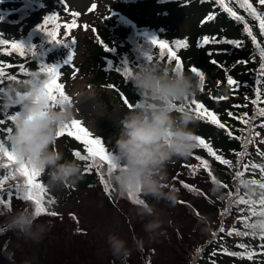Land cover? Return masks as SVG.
I'll list each match as a JSON object with an SVG mask.
<instances>
[{"label": "trees", "instance_id": "obj_1", "mask_svg": "<svg viewBox=\"0 0 264 264\" xmlns=\"http://www.w3.org/2000/svg\"><path fill=\"white\" fill-rule=\"evenodd\" d=\"M226 3L238 14L245 16V21L253 28L257 43L264 47V36L260 35L258 22L248 17L244 10L239 8L235 0H226ZM253 3L258 9L264 10V6L256 3L255 0H253ZM33 8L31 1L0 0V21H20ZM209 15H212L213 19L209 20ZM125 17L131 19L135 25H132ZM176 19L189 21L195 32L181 35L177 27L172 24V21H176ZM143 30L149 31L152 35L167 41L170 45L174 41L187 42V47L175 49L183 65L184 72L196 77L190 69L197 67L205 74L204 90L201 91L199 88L198 92L190 98H195L203 103L207 109L217 113L221 121L226 124V129H220L206 119L197 118L193 113L195 119L189 125V128L196 135L201 136L211 144L217 154L232 162L231 166L221 164L213 156H210L206 149L204 155L201 153L194 154V157L200 156L208 161L209 168L216 179L213 180L202 166L197 169L195 176L202 175L214 184L227 185L225 187L227 196L223 207L220 209L222 219L219 227L214 229L210 226V235L202 236L196 242L192 250V255H194L192 264H264V249L260 247L264 244V240L259 235L253 237L251 235L240 236L236 234L237 231H246L243 223L244 217L249 216L248 205L235 204L232 201L236 197L229 198L228 196L229 192L235 193L238 187L235 176L236 171H244L243 178L248 180L261 179L259 169L249 167L245 171L244 164L251 162L264 165V156L257 154V149L264 152V144L260 143V139L264 138V129L262 128L257 127L255 129L261 132V137L255 138V142L247 146V154L242 159L236 155V153L244 150L243 137L248 135V126L243 124L239 117L244 113L251 116L256 111L257 106L251 104V99L255 98V87L259 86L264 91V84H256L258 78L264 79L259 77L260 61L258 52L252 43V38L243 31L241 22L234 20L220 5L215 3V0H108L95 16L93 36L86 33L82 59L76 63L63 66L58 82L64 85L65 94L70 97V100H72V97L67 84L74 76L81 75L88 84H93L102 92L113 94L122 106H127L124 103L125 99L135 105L138 96L129 78H125L123 74V63L126 62L131 68L145 60V53H151L154 62L175 68L174 60L171 63L168 62L167 53H165L163 59L160 58V49L158 46L149 43L150 39L144 37L141 33ZM205 36L216 37L221 41L240 40L243 41V44L239 48L227 43L203 44L202 40ZM125 37L130 46L124 41L123 38ZM64 40L69 43H71V40H75L76 43L71 45V51L76 55L80 38L74 34ZM20 41L25 46H34L35 57L33 58L30 52L21 56L19 53L12 52L10 47L0 45V68H3L5 72V76L0 78V81H2L0 87H6L11 82L7 78L9 75H14L17 80H22L32 72H40L41 63L62 65L68 55V48L63 44L48 46L47 36L38 29ZM106 49L111 50L106 51ZM213 60L217 63L213 64ZM238 61H246V63H238ZM21 65L24 66L25 71L20 70ZM228 75L240 82L239 88L230 87L227 84ZM220 95L227 96L229 99L217 100L216 97ZM246 97L250 99H246ZM234 105H247V107L236 108ZM189 106L191 108L195 107V105ZM261 106H264V104ZM18 111V107L15 106L7 109L3 108L2 97H0V120L3 121V124L0 125V136L3 137L2 142H5L8 147H10L9 137L11 132H8L7 129H13L14 125V122L9 120L8 117ZM228 112H232L234 115L229 116ZM261 119L264 118H258L254 123L258 124ZM229 131L232 133L231 136L228 134ZM105 140L106 138H102L101 141ZM58 141H62L63 148L58 149L56 144L54 148L63 154L64 160L77 162L80 165L81 172L79 180L74 185L63 186L64 192L60 196L46 187L47 174H41L38 182L47 188L45 200H55L54 204H46L49 211H53L66 200L78 196L89 187L98 188L108 207H115L120 198L130 200L127 193L118 192L115 185L110 183L106 164L97 161L96 167L86 170V165L90 161L81 160L75 155L76 152L87 155L81 142L67 134L56 137V143ZM238 159H240L239 166H237ZM7 163L6 158H0V164ZM199 163L196 160L189 165H199ZM186 169L189 174L193 175L191 169L188 167ZM9 171H14V166L9 169H0V178H3ZM101 176L110 184L108 191H105ZM23 179L19 176H17V179H8L3 187L4 189H11V191L0 192V197L7 202L12 197L19 198L14 186L17 183H23ZM194 192L199 193L200 190ZM240 193L243 194L241 189ZM139 196L142 199L144 198L143 194H139ZM19 200L21 199L19 198ZM23 202L25 204L24 210L32 213L34 210L32 202ZM225 208L229 209L227 213L223 211ZM253 219L254 217H251V221ZM221 226H223L224 232L219 231ZM230 231L231 235H229ZM214 233L215 235H213ZM241 244L249 247L241 248L239 247ZM138 249L140 254L143 255L144 249L141 248L140 243H138ZM197 249L200 251L198 252ZM247 251L256 254L252 259L230 254L231 252Z\"/></svg>", "mask_w": 264, "mask_h": 264}, {"label": "rangeland", "instance_id": "obj_2", "mask_svg": "<svg viewBox=\"0 0 264 264\" xmlns=\"http://www.w3.org/2000/svg\"><path fill=\"white\" fill-rule=\"evenodd\" d=\"M23 1H31L34 8L20 21H0V34L10 41H20L37 30L45 15L55 13L59 18L49 24L48 28L52 30L55 24L60 25L55 29L57 38L64 40L74 34L80 38L72 61L76 63L84 55L86 35L93 36L96 14L108 0H64L67 11L63 9L61 0ZM71 12H79L80 15L75 18L76 27L65 35L64 25L73 23ZM172 24L181 35L195 32L187 20L176 19ZM123 39L130 46L127 38ZM54 44L49 42L48 46ZM67 87L72 97L70 104L76 107L74 119L80 120L93 138H106L101 143L107 152L113 153L119 137L120 120L131 108L119 104L113 94L102 92L93 84H88L81 75L74 76ZM78 94L83 96L79 100L76 99ZM76 100L82 103L79 107L75 104ZM86 102L95 109L92 113L97 112L99 117L96 120L94 115L90 116L89 111L83 114ZM98 120L102 123L99 124ZM56 146L62 149V141H58ZM195 153L206 154L205 149L195 148L191 155L174 158L167 165L165 183L168 188L164 190H174V202L156 201L152 197L143 196V200L155 206L165 220L161 230L163 234L155 240H149L143 231V224L148 218L137 215L140 205L120 198L115 207H108L98 188L89 187L56 207L53 210L57 213L56 216H36L37 223L49 224L50 229L42 240L33 242L25 239L7 223L9 210L15 213L25 208L23 201L12 197L8 200L10 207L0 205V264H192V250L196 242L202 236L210 235V226L214 229L219 227L222 219L220 209L227 196L225 187L212 183L202 175L189 174L186 165L196 161ZM181 181L200 192L185 188ZM51 191L60 196L64 187ZM113 234L126 241L131 250L129 256L112 255L107 238ZM138 243L144 249L143 255L139 252Z\"/></svg>", "mask_w": 264, "mask_h": 264}, {"label": "clouds", "instance_id": "obj_3", "mask_svg": "<svg viewBox=\"0 0 264 264\" xmlns=\"http://www.w3.org/2000/svg\"><path fill=\"white\" fill-rule=\"evenodd\" d=\"M46 79V74L32 72L22 80L8 83L0 91V97L3 108L19 109V118L14 121L9 137L15 155L46 173V187L55 190L74 185L81 168L75 161L64 160L63 154L54 148L57 130L74 119V112L69 103L51 105L44 88ZM129 80L138 99L120 120L113 152L119 168L112 172L109 181L122 194L138 192L156 201L174 202V190H164L168 188L166 169L174 158H185L196 148L197 135L189 128L195 117L185 100L198 92L200 81L147 60L131 67ZM236 180L248 198H259L262 190L258 186L243 177ZM137 215L148 218L143 231L149 240L163 234L165 220L155 206L145 202ZM7 223L33 242L42 240L50 229L49 224L37 223L28 210L15 213L9 210ZM251 223L255 225L253 231H264V213L254 216ZM107 244L113 256L130 255L126 241L117 235H109Z\"/></svg>", "mask_w": 264, "mask_h": 264}, {"label": "snow or ice", "instance_id": "obj_4", "mask_svg": "<svg viewBox=\"0 0 264 264\" xmlns=\"http://www.w3.org/2000/svg\"><path fill=\"white\" fill-rule=\"evenodd\" d=\"M235 2L238 4L240 9H243L244 12L247 14L248 17H250L253 21L258 22L259 32L261 36H264V10L258 9L256 6H254L253 0H235ZM256 3H258L261 6H264V0H255ZM61 3L63 5V9L67 11V5L64 3V0H61ZM215 3L217 5H220L225 12L230 14L234 20L241 22L243 24V31L247 33L249 37L252 38V43L255 45L256 50L258 52L259 56V77L264 78V47H261L259 43H257V37L253 34V28L250 26L248 22L245 21V16L238 14L236 11L233 10L232 7L226 3V0H215ZM94 7V6H93ZM80 15L79 12H71V16L73 17V23L71 24H65V35H67L73 27H76L75 24V18ZM58 15L55 13L45 15L43 17V23L39 24L37 26V29L45 34L49 40V42H53L57 45L63 44L65 47L68 48V55L67 58L64 60L62 65H48L45 63H41L40 72L46 74L47 79L44 83V88L46 90V95L48 100L50 101L52 106L61 105L64 103H71L70 97H68L65 94L64 91V85L62 83H59L60 78V71L63 66L69 65L73 61V57L75 53L71 51V45L75 44V40H71V43H69L66 40L58 39V33L55 29H58L60 27L59 24H55V28L50 30L48 28L49 24L54 23L58 20ZM208 19H213L212 15L208 16ZM149 43L153 46H158L160 49V58L163 59L165 56V53H167L168 62L171 63L173 60L175 61V68L174 71L177 72H184L183 65L181 63V60L177 56V52L175 49L178 48H184L187 47L186 41H174L173 44H169L167 41L163 39H159L156 36H152L150 38ZM203 44H209V43H227L229 45H234L235 47L239 48L242 46L243 41L240 40H218L216 37H203L202 40ZM0 45H10L11 51L19 53L21 56L25 55L26 53H31L32 57H35L34 53V46L29 45L25 46L21 41L12 39L11 41L7 38H5L4 35L0 34ZM111 49H106V51H110ZM145 60L151 62L153 61V55L151 53H145ZM213 64H216L217 62L215 60L212 61ZM238 63H246V61H238ZM21 71H25V68L23 65L20 66ZM190 71L199 78L200 81V90L203 91L204 83H205V74L201 70H199L197 67H192ZM28 74V73H26ZM123 74L125 78H129L131 75V68L128 66V64L125 62L123 63ZM75 75V73H74ZM5 76V72L3 68H0V78H3ZM11 81H16L17 78L14 75H9L7 77ZM2 82V81H0ZM227 84L230 87L239 88L240 82L233 79L231 75H228L227 77ZM257 85L264 84V79H257L256 81ZM4 87H0V91H3ZM264 91H262L261 87L257 86L255 87V98L251 99V104L256 105V111L253 113V115L249 116L248 113H244L239 119L241 122L245 125H247V132L248 135L243 137V148L244 150L241 152L236 153L237 157L242 159L247 154V146L249 144H252L255 142V138L261 137V132L256 131L255 129L262 128L264 129V119H261L258 124L254 123L258 118H264V106H261L264 104ZM217 100L223 101L229 99V97L220 95L216 97ZM246 99H250L246 97ZM185 102L188 105H195L194 108L190 107V110L195 113L197 118L199 119H206L208 120L212 125L218 126L220 129H226V124L221 121L218 114L210 111L205 107L203 103H200L195 98H186ZM124 103L129 107L132 108L135 105H133L130 101L125 99ZM234 107H247V105H234ZM19 112H16L14 115H10L8 117L11 121H16L19 118ZM229 116H233L234 114L232 112H228ZM3 124V121L0 120V125ZM8 132H11L12 129L8 128ZM64 134H67L70 137H74L77 141L81 142L84 146V149L87 152V155H81L80 152H76L75 155L79 157L81 160L90 161L89 164L86 165V170H91L92 167L97 166V161L103 162L107 166V173L110 176L112 172L117 170L119 168V162L115 155L112 152H107L104 148V146L101 143V140L99 137H92V134L89 132V130L82 126V122L77 119H73L69 123H66L61 128H59L56 132V137H60ZM231 136V131L228 133ZM239 139V137H238ZM3 137L0 136V158H6L8 161L7 164H0V169H9L10 167L14 166V171H9L8 174L3 176V178H0V192H10L11 189H4V184L8 179H17V176L23 177V183H17L14 188L16 193L19 195V198L22 201H31L34 205V210L32 212V215L34 217L39 216L41 214H47L50 216H56L57 213L54 211H49L46 207L47 205H51L55 203V200L48 199L45 200V194L47 193V188L40 182H38V178L41 176L42 172L38 169H36L34 166H32L29 163L22 162L18 160L17 156L15 155L14 148L10 145V147L6 146L5 142H2ZM196 140V148H203L207 150V153L210 156H213L215 160L219 161L221 164L224 165H232V162L228 159L223 158L222 155L217 154V152L213 149L211 144L206 141V139L202 138L201 136L197 135L195 137ZM260 143L264 144V138L260 139ZM257 154L260 156H264V152H260L259 149H257ZM191 155V154H190ZM195 159L199 161V165H186L189 169L192 170L193 175L196 174V171L199 167H203L205 171H207L208 175L212 177L213 180H215V176H213L211 169L209 168V163L206 159H202L200 156H195ZM240 159L237 160V166L240 164ZM251 167L252 169H259L261 179H251L250 182L256 186H258L262 191L259 195V198L257 199H251L248 198L245 194L240 193L239 187H237L236 192L232 193L229 192L228 196L229 198H232L233 196L236 197L235 200L232 202L235 204H244L248 205V211L249 216L244 217V223L243 227L246 229V231H237L236 234L240 236H257L264 240V231L256 232L252 229L255 227L251 223V217H254L258 214L264 213V165L257 164V163H246L243 165V168L245 171ZM245 175L244 171H236L235 176L236 178L243 177ZM101 181L104 184L105 191H108L110 188V184L108 181L104 180L103 176H101ZM181 184L185 188H191L193 191H199L194 186L188 185L181 181ZM222 187H227V185H222ZM128 198L131 200L133 204L136 205H144L145 201L140 198L139 193H133L128 192L127 193ZM183 203V202H181ZM0 205H3L5 208L10 207L9 202H7L4 198L0 197ZM225 213L229 211L228 208H225L223 210ZM243 211V210H242ZM75 219V217H73ZM79 231V230H78ZM220 232H224L223 226L219 229ZM231 231L229 232V235H231ZM215 235V233L213 234ZM241 248H248V245L241 244L239 245ZM262 249H264V244L260 245ZM199 252L200 250L197 249ZM226 251V250H225ZM233 256H239V257H247L248 259H252L253 256L256 254L252 251L247 252H231L230 253Z\"/></svg>", "mask_w": 264, "mask_h": 264}, {"label": "bare ground", "instance_id": "obj_5", "mask_svg": "<svg viewBox=\"0 0 264 264\" xmlns=\"http://www.w3.org/2000/svg\"><path fill=\"white\" fill-rule=\"evenodd\" d=\"M83 96L82 95H80V94H78V97H76V99H80V98H82ZM75 104L77 105V107H79V105L80 104H82L81 102L79 103V101H75ZM75 106V105H74ZM72 107V109H73V112H74V109L76 108V107ZM93 110H95V109H92V106L90 105V103L89 102H86L85 104H84V107H83V114H85L87 111H89L90 112V116L91 115H94V119L96 120L99 116H98V114H97V112L96 111H94L93 113H92V111ZM96 112V113H95ZM92 113V114H91ZM77 117H79V116H77ZM79 119H81V118H79ZM99 124H101L102 123V121H97Z\"/></svg>", "mask_w": 264, "mask_h": 264}]
</instances>
